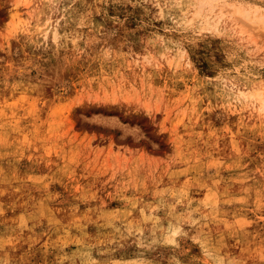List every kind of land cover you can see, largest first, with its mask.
<instances>
[{"label": "rangeland", "instance_id": "374dc122", "mask_svg": "<svg viewBox=\"0 0 264 264\" xmlns=\"http://www.w3.org/2000/svg\"><path fill=\"white\" fill-rule=\"evenodd\" d=\"M261 89L264 0H0V264H264Z\"/></svg>", "mask_w": 264, "mask_h": 264}, {"label": "bare ground", "instance_id": "6f19581e", "mask_svg": "<svg viewBox=\"0 0 264 264\" xmlns=\"http://www.w3.org/2000/svg\"><path fill=\"white\" fill-rule=\"evenodd\" d=\"M253 95H256L259 100H263L264 99V91L262 89L259 90L258 92H256V94H253ZM252 98H254V97L252 96Z\"/></svg>", "mask_w": 264, "mask_h": 264}]
</instances>
